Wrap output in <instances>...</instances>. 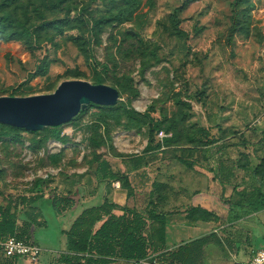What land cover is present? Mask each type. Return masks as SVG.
<instances>
[{"label": "rangeland", "instance_id": "374dc122", "mask_svg": "<svg viewBox=\"0 0 264 264\" xmlns=\"http://www.w3.org/2000/svg\"><path fill=\"white\" fill-rule=\"evenodd\" d=\"M41 1L44 0H23L20 4L35 14L34 9ZM233 1L141 0L131 20L107 27L99 40L86 34L90 59L71 40L72 36L77 35V30L66 26L63 34L55 36L56 45L45 43L33 50L22 40L0 39V96L51 93L68 79H84L93 83L96 67L103 73L106 84L119 89L117 80L124 81V93L127 95L120 93L119 102L137 112H145L155 101L158 111L154 116L159 117L162 112L171 117L181 107L175 102L176 97L180 96L192 105L190 123L212 124L217 131H213V135H219L217 127L229 129L227 142L232 145L228 151L232 154L239 155L240 151L248 149L254 156H262L264 0H251L253 7L248 15L249 33L236 32L231 35ZM68 3L71 16L83 12V9L85 13H103L124 5L123 0H68ZM183 5L185 7L178 13V24L184 34L179 35L174 28L172 14ZM66 11L61 9L54 12L49 8L46 16L47 19L63 18ZM44 57L49 61L48 73L36 75ZM135 88L140 95L130 102L128 93ZM200 96L202 100H199ZM98 111L92 107L74 123L69 121V124H62L61 136L64 140L49 137L51 130L48 127L40 131H22V137L13 141L0 140V202L5 204L21 195H33L31 188L41 173L58 171L45 178L42 186L44 199L37 201L47 222L44 226H37L33 234V240L35 236L43 249L37 264H57V252L65 242L61 228L70 226L69 222L82 208V205H78L69 210L64 218H57L53 205L46 200L49 196L75 192L76 187L82 186V199L92 202L105 197L106 189H117L113 184L109 187L106 182L99 189L96 186L98 182L93 179L97 163L92 160L94 153L89 138L93 134L92 126ZM259 118L263 119L262 122L256 123ZM123 121H126V117ZM230 131H236V136H230ZM146 136V129L138 132L136 129L129 131L115 127L112 132L113 146L102 147L98 153L109 160L115 169H126L130 158L143 152ZM242 136L248 141V148L242 144ZM53 140L57 142L56 145H52ZM26 142L32 144L27 146ZM57 154H60V158L54 163L52 157ZM173 157V151H166L159 156L158 163L154 161L147 167L153 173L157 167L163 172V165H168L171 171L185 168L174 162ZM115 192L117 198L121 191L117 189ZM99 193H102V197L98 198ZM145 201L144 192L131 198V204L139 206H143ZM262 213L259 218L244 214L242 220L226 226L227 229L219 228L217 231L220 235L233 240L234 248L207 247V264L247 262L256 245H264V239H260L264 237V211ZM209 226L211 224L202 223L185 228L179 234L197 238L206 234ZM177 235L171 226L168 243L179 242ZM17 264L32 263L19 257ZM112 264L133 263L119 260Z\"/></svg>", "mask_w": 264, "mask_h": 264}, {"label": "trees", "instance_id": "16d2710c", "mask_svg": "<svg viewBox=\"0 0 264 264\" xmlns=\"http://www.w3.org/2000/svg\"><path fill=\"white\" fill-rule=\"evenodd\" d=\"M22 1L0 0L1 40H22L33 50L44 46L45 43L56 45L55 36L63 34V28L66 26L68 29L77 30V35L72 36L71 40L77 44L87 59L91 58V54L89 53V39L86 34H91L93 39L99 40L107 27L131 20L141 4V0H123L124 5L103 13H85L83 9V12L71 16L68 0L41 1L34 9L35 14L20 4ZM232 4L233 15L230 34L233 35L236 32L249 33L248 15L251 7H253L251 0H234ZM184 7L185 5L177 7L172 14L173 25L179 35L184 33L178 24V13ZM49 8L53 9L54 12L67 9V14L63 18L47 19L46 15ZM48 68L49 61L44 57L41 59L36 75H46ZM76 74L80 73L76 72ZM93 79V83L107 82L103 73L98 71L96 67H94ZM117 85L120 93L125 95L126 84L124 81L117 80ZM139 95V90L135 88L128 93L127 98L131 102ZM199 100H202L201 96ZM175 102L181 107L171 117L162 112L159 117H155L154 113L158 111L155 101L143 113L137 112L121 101L113 106L91 103L86 110L69 122L74 123L92 107L99 110L93 122V134L90 136L89 142L94 153L92 160L97 163L95 169L101 182L116 180L120 181L123 187L130 189L127 173L115 169L109 160L103 158L100 152L98 153L102 147L113 146L112 132L115 127H123L129 131L136 129L138 132L146 129V145L141 155H134L130 158L132 168L148 165L155 160L158 154L169 150L173 151L174 157L187 167L193 168L196 165V161L192 159L193 153L202 152L206 147L218 142H221L218 149L220 152L229 147L230 143L227 142L229 129L217 127L219 135H213L209 127L190 123L192 110L190 102L183 100L180 96L176 97ZM124 117H126V121H123ZM62 126L48 127L51 130L49 137L64 140V137L61 136ZM25 130L0 123V140L4 142V140L19 139L22 137L21 132ZM161 130L168 134L162 139L159 138ZM230 133V136H236V131H230ZM242 140L244 147L248 148L249 143L244 136H242ZM260 142L264 147V130H262ZM115 155L120 156V154ZM240 156L237 161L232 162L229 169H238L244 172L242 181L236 186L238 200L235 202L231 199L228 202L231 211L240 208L244 213L232 214L230 221L239 220L244 214L248 215L264 210V155L254 156L250 150L245 149L241 151ZM58 158H60V154L53 156L52 161L56 163ZM228 172L230 171H227V174ZM45 182V178L36 179L31 188L33 195L29 197L21 195L5 204L0 202V242L5 241L10 236H16L26 242L35 243L33 229L37 226H43L45 223L39 219L41 213L36 211L37 207L34 204L44 197L42 186ZM163 186L162 183H155L145 212L135 207L124 206L121 207L123 212L118 214L115 212L118 204L108 199L86 203L70 227L62 230V234L66 236V252L60 253L57 264H112L119 260L133 263L135 260L151 254H156L160 260L178 264H207L205 258L207 247L211 245L222 249L227 246L233 247L232 243L234 242L230 237H223L218 231H211L170 248L167 244V217L169 213L158 211L156 209L157 202L154 199L158 198L161 202L165 198V195H161L159 191ZM158 191L159 196L155 197V193ZM131 193L129 192L130 195ZM81 196V190L67 194L54 193L51 195L50 201L57 215H62L80 205ZM93 202L97 203L92 204ZM186 218L193 222L214 220L218 226L226 223L214 212L201 207L187 209ZM260 239H264V237ZM262 246L264 245H258L256 250ZM17 259L4 257L0 244V264H16ZM234 264L245 263L237 261Z\"/></svg>", "mask_w": 264, "mask_h": 264}, {"label": "crops", "instance_id": "0c3cea01", "mask_svg": "<svg viewBox=\"0 0 264 264\" xmlns=\"http://www.w3.org/2000/svg\"><path fill=\"white\" fill-rule=\"evenodd\" d=\"M201 126L207 128L209 127L211 133L215 134L213 131H215L214 129L216 128H213L212 124H210V126L202 124ZM220 143L221 142H218L217 144L206 147L202 152L198 151L193 153L192 159L196 161V165L193 168L187 167L179 159L173 157V159H175L174 162L177 161L182 166H185V168L179 167V169L171 171L168 165H163L165 167L163 172L157 167L156 168L157 170H155V172L153 173L151 172V169L147 167L152 162L149 163L148 165H144L139 168H132L133 165H132V161L130 160V162L126 164V169H120L122 172L127 173L130 182V189L123 187L121 182L116 180L115 181L107 180L101 182L99 180V177L97 176V172L95 169V174L93 175L94 176L93 179L96 182H98L96 183V186L97 187L99 186V189H101L100 188L101 184L103 182H106L108 183L109 187L113 184L115 188L121 191L119 193V196L116 198L114 193H116L115 191H117V189H113V188L106 189L105 197H103L100 201L108 199L109 201L118 204V208L115 210V212L118 214H121L123 212L121 207L124 206L135 207L136 209L145 212L147 206L149 205L151 194L155 187V183L159 182L164 184V186L161 187L159 191L161 195H165V198L161 202H159L158 198H154V199L157 202L156 209L158 211H165L169 213L167 217L168 218L167 244L170 248H174L181 243L195 239V238H188L189 236L185 237L179 234L185 228L196 227L202 223H207V224H211V226H209V228H207L206 230L208 231L207 233H210L211 231H217L219 228L225 230L226 226L234 225L238 221L242 220V218L233 221L229 220L234 214L237 213L241 214L242 210L240 208H237L234 211H231L228 201L232 199L233 201L236 202L238 200L236 186L242 181L244 172L238 169L229 170L230 166H232V162L234 160L237 161V159L241 157L240 156L241 151L239 152V155L236 154L234 155L230 151H228L229 147L231 146L229 145V147H227L225 151L220 152L218 150ZM141 154L142 153L137 155H141ZM161 154L163 153H160L155 157L154 161H156V163H158V161L160 160L159 156ZM227 171L230 172H228L227 174ZM77 190H81L83 192L84 188L82 186L81 187L78 186L75 188V191ZM159 191L155 193V197L159 196ZM129 192H132L131 195L129 194ZM141 192H144V195L146 194L145 204L143 206H139L136 203L131 204V198L134 199V197H136V195L138 194H141ZM97 196L98 198L102 197V193H99ZM50 197L51 196H49V198L47 197L48 199L46 200L48 203L51 204ZM85 200L82 199L81 196L80 205H82L81 206L82 208L73 218V220L82 211L86 203L89 202ZM34 205L37 207L36 211L41 213V217L39 219L45 222L44 225H46L47 222L45 221L43 210L40 206V203L37 202ZM191 207H201L208 211L214 212L217 216L223 218L226 221V223L225 225L218 226L217 222H215L214 220H207V221L197 220L195 222L188 221L186 218V210ZM263 211L264 210L255 213L253 212L248 214L247 216H255L259 218L263 214L262 213ZM66 213L62 215H57V218H61V219L64 218ZM72 222H69V224L71 225ZM171 226L175 228V231L178 234L177 241L179 242L175 244L168 243V233L170 231ZM68 227L70 226L62 227L61 232L63 229H67ZM35 228L33 229L34 233H35ZM34 239H35L34 242L40 245L35 236ZM247 240L249 239L247 238ZM233 248L234 245L231 249ZM63 252H66V236H65V242L63 243V247L60 248V250H58L57 255H60V253ZM16 264H17V260H16Z\"/></svg>", "mask_w": 264, "mask_h": 264}, {"label": "water", "instance_id": "95a60500", "mask_svg": "<svg viewBox=\"0 0 264 264\" xmlns=\"http://www.w3.org/2000/svg\"><path fill=\"white\" fill-rule=\"evenodd\" d=\"M120 99L119 89L112 85L68 79L51 93L0 96V123L40 131L71 121L91 103L113 106Z\"/></svg>", "mask_w": 264, "mask_h": 264}, {"label": "built area", "instance_id": "2783aa9c", "mask_svg": "<svg viewBox=\"0 0 264 264\" xmlns=\"http://www.w3.org/2000/svg\"><path fill=\"white\" fill-rule=\"evenodd\" d=\"M262 118L256 120V123H261ZM166 134L163 130L159 132V137H163ZM52 145H56L57 142L53 140ZM27 146L30 142H26ZM52 173H58L57 170H51L49 172L41 173V177L46 178ZM2 245V252L4 257L8 258H19L23 257L29 260L32 264H37L40 260V255L43 251L40 245L37 243H29L23 239H19L16 236H10L5 241L0 242ZM134 264H178L169 261H163L158 258L156 254H151L142 259L135 260ZM245 264H264V247L259 248L253 252L252 256L248 259Z\"/></svg>", "mask_w": 264, "mask_h": 264}, {"label": "bare ground", "instance_id": "6f19581e", "mask_svg": "<svg viewBox=\"0 0 264 264\" xmlns=\"http://www.w3.org/2000/svg\"><path fill=\"white\" fill-rule=\"evenodd\" d=\"M54 142L52 141V144H53Z\"/></svg>", "mask_w": 264, "mask_h": 264}]
</instances>
